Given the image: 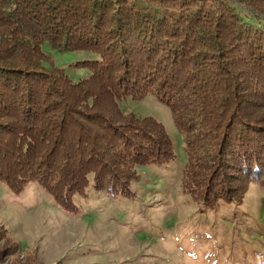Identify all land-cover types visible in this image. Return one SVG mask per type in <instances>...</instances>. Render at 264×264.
<instances>
[{
  "label": "trees",
  "instance_id": "1",
  "mask_svg": "<svg viewBox=\"0 0 264 264\" xmlns=\"http://www.w3.org/2000/svg\"><path fill=\"white\" fill-rule=\"evenodd\" d=\"M47 43L85 53L89 77L52 64ZM252 83L264 101V0H0V180L16 192L38 181L67 209L91 177L129 193L139 165L175 157L160 121L121 106L152 93L186 141L184 188L212 205L210 177L236 168L220 157L235 124L264 126ZM251 144L236 157L262 177L264 148Z\"/></svg>",
  "mask_w": 264,
  "mask_h": 264
},
{
  "label": "rangeland",
  "instance_id": "2",
  "mask_svg": "<svg viewBox=\"0 0 264 264\" xmlns=\"http://www.w3.org/2000/svg\"><path fill=\"white\" fill-rule=\"evenodd\" d=\"M43 49L72 80L89 77L88 65L78 63L85 53L59 51L48 43ZM252 97L249 106L263 114L264 101L256 92ZM121 106L160 121L173 143L174 159L139 165L130 192L117 196L96 188L91 177L85 192L73 196L74 209L61 206L38 181L16 192L0 180L2 264H264V174H244L236 157L251 143L264 148V126L235 124L220 157L236 168L224 177H210L205 194L220 198L207 205L184 188L186 141L170 107L152 93L130 96ZM244 128L248 134L241 133ZM241 137L247 142L241 144ZM8 242L13 243L10 254Z\"/></svg>",
  "mask_w": 264,
  "mask_h": 264
}]
</instances>
